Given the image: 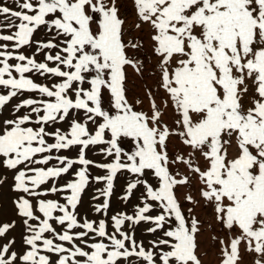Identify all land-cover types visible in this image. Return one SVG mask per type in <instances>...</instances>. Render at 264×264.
Returning <instances> with one entry per match:
<instances>
[{"label":"snow or ice","instance_id":"1","mask_svg":"<svg viewBox=\"0 0 264 264\" xmlns=\"http://www.w3.org/2000/svg\"><path fill=\"white\" fill-rule=\"evenodd\" d=\"M0 17V264H264V0Z\"/></svg>","mask_w":264,"mask_h":264},{"label":"rangeland","instance_id":"2","mask_svg":"<svg viewBox=\"0 0 264 264\" xmlns=\"http://www.w3.org/2000/svg\"><path fill=\"white\" fill-rule=\"evenodd\" d=\"M6 2L9 4V5H12V0H6ZM129 18L131 20V9H129ZM3 18L0 17V20H2ZM131 69H129V72L131 73ZM137 84L139 83L138 81L136 82ZM129 87H131V83L129 84ZM200 215L202 218H206L207 216V213L204 212V211H201L200 212ZM204 250H207L208 251V256L206 257V260L208 261V264H216V249L215 248H212L210 246V240L205 237L203 239V244H202V251Z\"/></svg>","mask_w":264,"mask_h":264}]
</instances>
